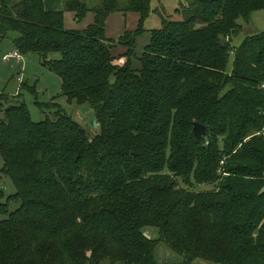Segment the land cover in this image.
I'll list each match as a JSON object with an SVG mask.
<instances>
[{
    "label": "trees",
    "instance_id": "16d2710c",
    "mask_svg": "<svg viewBox=\"0 0 264 264\" xmlns=\"http://www.w3.org/2000/svg\"><path fill=\"white\" fill-rule=\"evenodd\" d=\"M152 1L48 12L43 0H0V39L16 34L15 51L38 55L97 124L91 137L53 101L41 122L24 103L4 110L1 173L16 192L0 190V264H158L161 245L182 264H264V31L231 47L264 0H188L175 9L183 20L146 31ZM66 12L93 21L68 30ZM114 13L138 16L117 43L105 32ZM194 123L206 127L199 140Z\"/></svg>",
    "mask_w": 264,
    "mask_h": 264
},
{
    "label": "rangeland",
    "instance_id": "374dc122",
    "mask_svg": "<svg viewBox=\"0 0 264 264\" xmlns=\"http://www.w3.org/2000/svg\"><path fill=\"white\" fill-rule=\"evenodd\" d=\"M5 1V0H4ZM181 4V5H180ZM188 0H154L151 8L154 11L150 14L148 19L144 22L143 28L146 31L160 27L159 18L168 19L170 21H180L184 19V13L175 9L187 8ZM93 16L87 15L82 22H76L71 13L64 14V27L68 30H83L87 25L91 24ZM238 23L242 26L241 31L231 40V47H238L242 41L253 35L259 34L264 31V10L253 12L249 15L247 21L240 19ZM138 16L134 13L126 15L120 13L111 14L105 23L106 37L114 43L119 42L121 37L126 32H133L137 29ZM17 35L9 33L6 38L0 39V121L3 120L4 110L10 105H18L24 103L29 112L30 118L33 122H41L45 119H54L55 109L53 105L40 108L39 105L49 104L55 102L64 112L75 121L76 117L81 120V127L85 129L91 137L97 133V126L94 125V112L87 105L68 104L64 97L61 96L60 79L52 72L48 71L41 65V61L36 54H25L23 57L24 71L20 72L21 63H17L14 59L4 61L3 57L14 52L15 47L13 39ZM149 33H145L136 38L134 47V54L140 56L144 51V47L149 43ZM116 49V48H115ZM125 49L117 48L114 51L120 54ZM233 52L229 56V62L226 72L230 73L233 62ZM58 58V55H53ZM18 73L22 74V83L19 84L17 78ZM34 89L33 91H30ZM7 97V100L6 98ZM7 102V103H6ZM3 158L0 155V190L4 191L5 198L14 195L16 190L13 181L10 177L1 173L3 168ZM179 185L185 187L180 181ZM212 186L200 187V190L212 189ZM148 230V231H147ZM147 234H154L152 238L157 236L154 229L147 228ZM160 250L162 253H160ZM158 251V253H157ZM157 259L177 258L178 255L168 250L165 246L161 245L157 248Z\"/></svg>",
    "mask_w": 264,
    "mask_h": 264
},
{
    "label": "crops",
    "instance_id": "0c3cea01",
    "mask_svg": "<svg viewBox=\"0 0 264 264\" xmlns=\"http://www.w3.org/2000/svg\"><path fill=\"white\" fill-rule=\"evenodd\" d=\"M43 7L48 12L62 11L63 10V0H43ZM147 231L145 230V234L147 236H150V237L154 236V234L151 233V231H150V234H147ZM157 253H158V251H157ZM160 253H162L161 250H160ZM157 262H158V264H182V260L181 259H177V258L160 259V260L157 259ZM192 264H207V263H205L203 261L196 260Z\"/></svg>",
    "mask_w": 264,
    "mask_h": 264
},
{
    "label": "water",
    "instance_id": "95a60500",
    "mask_svg": "<svg viewBox=\"0 0 264 264\" xmlns=\"http://www.w3.org/2000/svg\"><path fill=\"white\" fill-rule=\"evenodd\" d=\"M224 40H222L221 42H220V45H223L224 44ZM76 124H78V125H81V120L78 118V117H76V119H75V121H74ZM94 125L95 126H97V124H96V121H94ZM191 134H192V136L194 137V138H196V139H201V138H203L204 136H205V134H206V127L205 126H203L202 124H199V123H194L193 124V128H192V132H191Z\"/></svg>",
    "mask_w": 264,
    "mask_h": 264
},
{
    "label": "built area",
    "instance_id": "2783aa9c",
    "mask_svg": "<svg viewBox=\"0 0 264 264\" xmlns=\"http://www.w3.org/2000/svg\"><path fill=\"white\" fill-rule=\"evenodd\" d=\"M22 54L18 53L17 51H14L6 56L3 57V60L4 61H8L9 59H14L16 60L17 63H21L22 66L20 67V72L22 73L24 71V66H23V57L21 56ZM21 73H18V82L19 84L22 83V74Z\"/></svg>",
    "mask_w": 264,
    "mask_h": 264
}]
</instances>
